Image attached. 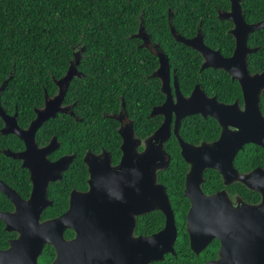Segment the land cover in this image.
I'll return each instance as SVG.
<instances>
[{"label":"trees","instance_id":"1","mask_svg":"<svg viewBox=\"0 0 264 264\" xmlns=\"http://www.w3.org/2000/svg\"><path fill=\"white\" fill-rule=\"evenodd\" d=\"M256 1L248 0L253 19L264 17V5L256 7ZM216 7L229 8V0H0V87L10 78L0 101L8 114L18 112L20 124L26 126L35 117V107L43 106L46 92L53 95L57 91L52 76L62 77L74 51H82L78 68L83 76L73 80L65 96L66 102L75 103L74 110L82 120L60 114L43 124L37 134L42 144L57 136L61 141L58 155L76 154L63 180L50 188L54 205L45 211V217L58 216L66 210L72 188L87 187V167L83 162L87 150L99 152L104 147L112 153L115 162L120 158L119 123L104 112L117 111L124 100L127 112L135 118L138 136L146 137L160 125L162 117H147L151 107L164 100V94L160 80L148 76L158 67V58L138 47L141 41L135 35L141 25L163 46L172 67L177 69L185 94L200 83L208 94L218 93L223 101L232 102L241 97L237 81L222 69L201 70L200 53L177 41L171 32V20L177 31L187 37L195 36L201 23L205 41L220 48L226 56L232 54L235 41L228 33L230 24L219 20ZM260 35L251 36L252 45H261L249 57L252 72L264 69V30ZM261 108L264 113V94ZM3 124L0 117V128ZM219 132L215 119L201 115L186 118L181 127L182 136L195 143L216 139ZM1 143L15 149L23 147L22 141L13 134H0ZM166 150L171 155V163L158 173V178L168 189L180 226L178 248L181 252L177 250V256H169L164 263L156 264H205L207 258L216 256V250L211 248L204 257L194 254L189 248L185 227L189 200L183 191L188 164L181 156L175 137L166 144ZM2 164H6L7 176L12 177L10 182L28 197L31 189L28 170L4 156ZM260 164H264V150L256 145L246 146L236 158V165L242 171ZM203 187L206 191L222 188L220 174L209 170ZM230 190L247 196L252 194L241 184ZM3 205L12 208L11 202L2 195L0 206ZM144 217L147 218L138 222V231L152 233L164 226L161 211ZM3 226L0 221V233H5Z\"/></svg>","mask_w":264,"mask_h":264},{"label":"water","instance_id":"2","mask_svg":"<svg viewBox=\"0 0 264 264\" xmlns=\"http://www.w3.org/2000/svg\"><path fill=\"white\" fill-rule=\"evenodd\" d=\"M221 17L235 23L230 31L236 39L231 57L208 46L201 29L195 37L187 38L176 30L171 20V32L177 41L203 55L202 69H223L240 82L244 91V109H240L238 101L226 104L219 102L217 96L209 97L200 85L185 97L176 83L177 101L174 102L170 61L166 54L159 53L160 67L154 76L162 79L167 101L155 107L152 115H164V123L147 139L141 152L138 146L142 142L135 137L133 125L122 129V157L116 166L111 164L110 153L104 152L101 157L88 152L84 160L90 172L89 190L73 191L69 210L48 221L40 222L43 210L53 205L47 197L48 185L62 177V171L69 167L74 155H65L50 164L47 155L59 148L60 143L55 136L48 145L39 147L36 133L49 118L68 111L62 106L63 99L76 72L71 66L58 81L67 86L61 87L55 97L49 100L46 93L44 107L37 109L36 118L26 129L18 124V112L8 114L0 101V117L4 121L0 132L16 134L26 144L24 151L14 153L8 150V154L24 161L23 167L30 170L33 181L31 196L27 200L11 187L2 186L16 210L9 214L0 212V217L6 220L8 231L19 230L21 235L11 241L8 249L0 250V264H39L38 256L46 242L54 245L57 251L53 264H67L73 256L77 257L74 264H148L163 260L166 253L174 252L178 238L176 218L167 188L157 179L158 170L170 164L171 158L164 144L171 136L174 114V131L179 138L181 153L190 163L185 195L191 203L187 228L192 250L199 254L213 238H219V257L207 264H264V170L256 168L242 174L234 166V159L244 144L255 143L264 147V114L260 106L264 71L253 74L248 65L249 55L257 51L248 45L249 34L263 27L264 22L245 25L240 0H231V11ZM141 30L142 27L137 36H142ZM9 79L1 85L0 96ZM192 114L216 118L223 128L220 138L200 145L186 142L180 136L179 128L182 119ZM208 168L218 170L227 185L239 180L259 190L263 195L262 202L250 205L239 200L242 203L234 207L225 191L206 194L202 184L204 171ZM154 210L165 215L164 228L149 236H134L136 217ZM120 212L125 216L124 225L106 219L108 216L120 217ZM116 224L124 227L125 236L116 232L113 228ZM67 228H73L77 233L71 241L64 237Z\"/></svg>","mask_w":264,"mask_h":264},{"label":"flooded vegetation","instance_id":"3","mask_svg":"<svg viewBox=\"0 0 264 264\" xmlns=\"http://www.w3.org/2000/svg\"><path fill=\"white\" fill-rule=\"evenodd\" d=\"M240 3H241V7H242V15H243V17H244V21H245V25H253V24H258V23H260V22H264V17H262V18H259V19H253V18H251V16H250V11L248 10V4H249V2H248V0H240ZM253 3H250V5H252ZM254 5L256 6V7H262V5H264V0H263V3H262V1L261 0H257L255 3H254ZM216 9H217V16H218V18H219V20H221V21H223V22H227L228 24H230V28L228 29V33L229 34H231L230 33V31L235 27V23L233 22V20H231V19H226V18H222L221 17V15L222 14H225V13H227V12H229V11H231V0H229V8H220V7H216ZM171 12V11H170ZM172 14V12L169 14V15H171ZM173 23V22H172ZM174 25V24H173ZM142 27V30H141V34H142V36H137V34L140 32V28ZM175 27V26H174ZM140 28L138 29V33H136V37L141 41L140 42V44L138 45V47H140V48H145V49H147L149 52H151L153 55H155L157 58H158V62H159V65H158V67L156 68V70H154V72L152 73V74H150V75H148V76H151V77H153V78H158L159 80H160V84H161V86H160V90H161V92L164 94V100L162 101V102H160V103H157V104H154L152 107H151V110H150V113L148 114V118H155V117H162V121H161V123H160V125L150 134V135H148V136H146V137H141V136H138L137 134H136V131H135V118L134 117H132V116H130V114L127 112V110H126V103H125V101L123 100V96L121 97L122 98V105H121V107L117 110V111H113V112H111V113H105L104 112V115L105 116H108V117H111V118H113L114 120H116L118 123H119V125H118V133H119V135H120V137H121V140H122V142H123V139H122V136H121V133H120V131L122 130V129H124V128H126V127H129V126H131V125H133V128H134V132H135V137L136 138H139L140 140H141V145H139L138 146V151H143L144 149H145V145H146V141H147V139L164 123V121H165V116L164 115H162V114H156V115H152V111H153V109L155 108V107H159V106H162L166 101H167V93L165 92V91H163V89H162V87H163V81H162V79L160 78V77H158V76H154V73H155V71H157L158 70V68L160 67V58H159V53H161V52H163L164 54H166L167 55V53L165 52V50H164V48H163V46L159 43V42H156V41H154L153 40V38H152V36L144 29V27L141 25L140 26ZM170 28H171V23H170ZM176 28V27H175ZM199 29H201V23L199 24V26H198V28H197V34H198V30ZM177 30V29H176ZM264 30V26L263 27H261V28H259L258 30H255V31H253V32H251L250 34H249V37H248V45H249V47H251V48H257V51L256 52H253V53H251L250 55H249V57L252 55V54H254V53H257L259 50H260V48H261V45L260 44H257V45H252V43L250 42L251 41V36L254 34V33H256L258 36H261L260 35V32H262ZM201 32H202V29H201ZM196 34V35H197ZM202 34L204 35V33L202 32ZM195 35V36H196ZM232 35V34H231ZM195 36H192V37H195ZM233 36V35H232ZM187 37V36H186ZM192 37H187V38H192ZM233 38H234V41H235V46H234V50H233V52H232V54H230V55H228V56H226V55H224L223 53H222V51H221V49L220 48H214L213 46H211V45H209L206 41H205V36H204V42L208 45V46H210L212 49H214V50H220L221 51V53H222V55H224V56H226V57H231L233 54H234V51H235V48H236V39H235V37L233 36ZM192 48V47H191ZM192 49H194V48H192ZM194 50H196V49H194ZM197 52H199L198 50H196ZM81 50H77L76 49V51H74V57L70 60V65H69V68L67 69V71L65 72V74L62 76V77H60V78H56L54 75L52 76L53 77V80H54V82H55V84H56V86H57V91L53 94V95H50V93L49 92H46L47 93V96H48V99L50 100L51 98H53V97H55L57 94H59V92H60V89H61V87L62 88H66V84L65 83H62V84H59L58 83V81L61 79V78H63L67 73H68V71L70 70V68H71V66L74 68V70H75V74H74V76H73V78L71 79V81L69 82V86H68V89L70 88V86H71V83L73 82V80L76 78V77H82L83 76V73L79 70V68H78V64H79V62H80V58H81ZM200 53V52H199ZM200 55L202 56V64H203V62H204V57H203V55L200 53ZM168 56V55H167ZM168 58H169V56H168ZM169 61H170V59H169ZM202 64H201V70H204V69H215V68H211V67H209V68H204V69H202ZM248 65H249V58H248ZM170 66H171V75H170V87H171V95H172V97H173V99H174V102H176L177 101V91H176V83L178 84V88L180 89V92L185 96V97H188V96H190L191 95V93H192V91L194 90V88H195V86L196 85H200V87H201V89L209 96V97H213V96H217V99H218V101L219 102H222V103H226V104H232V103H234V102H236V101H238L239 102V104H240V109H244V91H243V87L241 86V84H240V82L238 81V80H234L233 78H232V75L231 74H229L228 72V74L231 76V79L233 80V81H237L238 83H239V85H240V88H241V97H238V98H236L235 100H233L232 102H226V101H223V100H221L220 98H219V94L218 93H215V94H212V95H210V94H208L207 92H206V90L202 87V85L200 84V83H196L195 84V86H194V88L192 89V91L190 92V93H188V94H185L183 91H182V88H181V82H180V80H179V77H178V75H177V69L176 68H173L172 67V65H171V63H170ZM249 69H250V67H249ZM223 70V69H222ZM264 71V69L262 70V71H259V72H252L251 70H250V72L251 73H253V74H255V73H261V72H263ZM226 72V71H225ZM68 89H67V91H68ZM67 91H66V93H67ZM66 93H65V96H66ZM263 94H264V89H263V91H262V94H261V100H262V96H263ZM65 96H64V99H63V104H62V106L63 107H65V108H67L68 109V111L67 112H59L58 113V115H60V114H67V115H71V116H73L76 120H79V121H81L82 120V118H80L77 114H76V112H75V110H74V105H75V103H69V102H66L65 101ZM45 101H46V95H45V99H44V104H43V106H41V107H35V113H36V115H35V117L34 118H31L30 119V121L28 122V124L25 126V125H22V124H20V122H19V120H18V124L20 125V127L21 128H28L29 127V125L31 124V122L33 121V119H35L36 118V116H37V109H41V108H43L44 107V105H45ZM260 106H261V101H260ZM261 110H262V108H261ZM16 113V112H15ZM14 113V114H15ZM262 113H263V111H262ZM13 114V115H14ZM264 114V113H263ZM11 115V114H10ZM19 115V114H18ZM57 115V116H58ZM193 115H201V116H203L202 114H192V115H188V116H186V117H184L183 119H182V122H181V126H180V130H179V133H180V136L186 141V142H189V143H191V144H195V145H200L202 142H213V141H216V140H218L219 138H220V136H221V134H222V130H223V128H222V126L220 125V123L218 122V120L216 119V118H214L213 116H211V115H208L207 117H205V116H203L204 118H209V117H211V118H213V119H215L216 121H217V123H218V125H219V128H220V132H219V136H218V138H216V139H213V140H211V141H207V140H201L199 143H195V142H190V141H188V140H186L183 136H182V134H181V127H182V123H183V121L186 119V118H188V117H190V116H193ZM56 116V117H57ZM56 117H52V118H56ZM18 118V117H17ZM52 118H49L48 120H50V119H52ZM47 120V121H48ZM175 120H176V115L174 114L173 115V121H172V124H171V130H172V133H171V136L169 137V139L165 142V144H164V148L166 149V144L172 139V137H175V139L178 141V144H179V147H180V153H181V146H180V142H179V138H178V136L176 135V133H175V131H174V129H175ZM47 121H45V123L47 122ZM3 123H4V121H3ZM44 123V124H45ZM4 127V124H3V126L0 128V130L2 129ZM41 128V127H40ZM40 128L38 129V131L40 130ZM230 128L231 129H234V127H231L230 126ZM38 131H37V133H36V140H37V143H38V146L39 147H43V146H46V145H48L50 142H51V140L55 137V135L47 142V143H44V144H42L39 140H38V137H37V134H38ZM0 134H2V135H9V134H3V133H1L0 132ZM13 135H15V136H17L16 134H13ZM21 141H22V143H23V147H18L17 149H15V148H12L11 146H8V145H6L5 143H1L0 144V161H2V158H3V156H4V158H6V160L9 158V159H12V160H15V161H18L19 163H20V166L22 167V168H24V169H26V170H28V172H29V179H30V182H31V189H30V193H29V195H28V197H24L20 192H19V189L13 184V183H11L10 182V180L9 179H11L12 177H9V176H7V174H6V164L3 166V164H2V166H0V197L3 195L5 198H7L10 202H11V206H12V208H8L7 207V205H3L2 207L0 206V212L1 213H7V214H9V213H12V212H15V210H16V208H15V204L13 203V201L11 200V198H9L8 197V195H7V193H6V191L3 189V184L4 185H7V186H9V187H11L12 189H14L23 199H29L30 198V196H31V192H32V189H33V181L31 180V172H30V170L28 169V168H25V167H23V163H24V161L22 160V159H19V158H16V157H13V156H11V155H9L8 154V150H10L11 152H14V153H20V152H22V151H24L25 149H26V144H25V142L19 137V136H17ZM57 137V136H56ZM58 139V138H57ZM2 141H4L5 142V140H2ZM58 142L60 143V147H61V141L58 139ZM122 142H121V145H122ZM121 145H120V149H121ZM248 145H256V146H258L259 147V149L260 150H264V147L263 146H261V145H258V144H255V143H246V144H244L241 148H240V150H239V152L237 153V155H236V157H235V159H234V166H235V168L240 172V173H242V174H248V173H250V172H252V171H254L256 168H261V169H263L264 170V164H260V165H257V166H254L253 168H251V169H249V170H247V171H242V170H240L238 167H237V165H236V158L238 157V155L240 154V152L242 151V150H245V148H246V146H248ZM59 147V148H60ZM59 148H57V149H55V150H53V151H51L48 155H47V158H48V160L50 161V164H51V162H54V161H56V160H58V159H60L61 157H63V156H65V155H74V159H75V155L76 154H74V153H66V154H60V155H58L57 153H56V151L57 150H59ZM167 151V150H166ZM88 152H91V153H94V154H96V155H99V156H101V157H103V153L104 152H108V153H110V156H111V164H112V166H116V165H118L119 164V162H120V160H121V157H122V149H121V154H120V158L118 159V161L117 162H115L114 161V158H113V155H112V153L109 151V150H107L106 148H104V147H102L101 148V150L99 151V152H94V151H91V150H87L86 151V153H85V155H84V157H83V162H84V164L86 165V167H87V176H86V179H85V181H86V185H87V187L86 188H76V187H74V188H72V190L70 191V193H69V196H68V207L66 208V210L63 212V213H65V212H67L68 210H69V208H70V204H71V194H72V192L73 191H77V192H87L88 190H89V188H90V186H89V183H88V180H89V178H90V172H89V169H88V165L86 164V162H85V156H86V154L88 153ZM168 152V151H167ZM168 154L170 155V153L168 152ZM181 156H182V153H181ZM170 158H171V155H170ZM182 158H183V160L186 162V160L184 159V157L182 156ZM74 162V160L72 161V163ZM72 163L69 165V167L72 165ZM170 163H171V160H170ZM187 164H188V170H187V172H186V174H185V186H184V191H183V195L185 196V197H187L186 195H185V187H186V177H187V174H188V172H189V170H190V163H188V162H186ZM170 165V164H169ZM169 165H168V167H169ZM69 167L66 169V170H64V171H62V177L60 178V179H58V180H54V181H50V183H49V185H48V188H47V197H48V199L49 200H52L53 201V205H54V200L52 199V198H50V195H49V191H50V188L52 187V185L53 184H55L56 182H59V181H62L63 180V178H64V174L69 170ZM168 167H166V168H163V169H159L158 170V173L161 171V170H164V169H167ZM209 170H215V171H217L219 174H220V172L218 171V170H216V169H212V168H208V169H206L205 171H204V178H205V180H204V183L202 184V189H203V191L206 193V194H208V195H214V194H217V193H219V192H222V191H225L226 193H227V196L230 198V200L232 201V204H233V206L234 207H237L239 204H241L242 202H244V203H247V204H250V205H258V204H260L261 202H262V200H263V195H262V193L259 191V190H256V189H252V188H250L247 184H245L244 182H242V181H239V180H235V181H233L231 184H225V180H224V178H223V176L220 174V176H221V178H222V181H223V187L222 188H220V189H218V190H212V191H206L205 189H204V184H205V182H206V173L209 171ZM47 176V175H46ZM157 179H158V182L159 183H161L160 181H159V178L157 177ZM163 184V183H162ZM237 184H241V185H243L244 187H246L248 190H250L251 192H252V194H250V196H247L246 194H241V192H234L233 190H230V187H233V186H235V185H237ZM164 185V184H163ZM165 186V185H164ZM167 188V187H166ZM167 192H168V189H167ZM188 198V197H187ZM188 200H189V198H188ZM239 200H241L242 202H239ZM5 201V200H4ZM171 201V200H170ZM172 203V202H171ZM52 205V206H53ZM49 207H51V206H48L46 209H44L43 210V213H42V215H41V219H40V222H45V221H48V220H50V219H52V218H55V217H58V216H60V215H62L63 213H61L60 215H58V216H53V217H45L44 216V213H45V211L49 208ZM172 207H173V205H172ZM190 207H191V203H190V200H189V208H188V210H187V216H186V220H185V227H186V230H187V233H188V228H187V220H188V213H189V209H190ZM174 210V209H173ZM155 211H160V210H154V211H150V212H146V213H143V214H141V215H138L137 217H136V226H135V228H134V230H133V235L134 236H141V235H144V236H149V235H151V234H153V233H156V232H158V231H160V230H162L163 228H164V226H165V223H164V226L160 229V230H157V231H154V232H152V233H147V232H144V231H138L137 229H138V222L140 221V220H145L147 217H144V216H146V215H148V214H150V213H152V212H155ZM162 212V211H161ZM163 213V212H162ZM123 213L122 212H120V217H118V215L117 216H108V217H106V219L107 220H110V221H114V222H121L122 223V225H124L125 224V216L124 215H122ZM174 214H175V211H174ZM164 217H165V215H164ZM175 218H176V214H175ZM0 221H2L3 222V231L5 232V233H0V240H2L1 242H0V250H6V249H8L10 246H11V241L12 240H15V239H18L19 237H20V235H21V232L19 231V230H12V231H8L6 228H7V222H6V220H4L3 218H1L0 217ZM165 222H166V217H165ZM176 224H177V227H178V238H177V241H176V243H175V246H174V252H168V253H166L165 254V256H164V259L163 260H156V261H151V262H149L148 264H156V263H164L165 261H166V259H167V257H169V256H177L178 255V252H177V250H179V248H178V243H179V238H180V226H178V223H177V218H176ZM122 225H118V224H116V225H114L113 226V228L116 230V232L117 233H120L121 235H123V236H125L126 235V233H125V231H124V227L122 226ZM129 228V227H128ZM118 230H120L121 232H119ZM7 232V233H6ZM123 232H124V234H123ZM76 236H77V233H76V231L73 229V228H67L66 230H65V232H64V237H65V240L66 241H71V240H73L74 238H76ZM2 244H3V246H2ZM188 244H189V248L191 249V251L194 253V254H196L197 256H203L204 257V253H208L209 252V250L211 249V248H214L215 250H216V256H213V257H210V258H207L206 260H205V264H207V262L208 261H211V260H215V259H217L218 257H219V251H220V248H221V240L219 239V238H213L212 239V241L207 245V247L206 248H204L199 254L198 253H196L195 251H193L192 250V248H191V243H190V236H189V233H188ZM180 251V250H179ZM181 252V251H180ZM56 258H57V251H56V248L54 247V245H52L51 243L49 244L48 242H46L45 243V245H44V247H43V249H42V251H41V253L39 254V256H38V263L39 264H53L54 262H55V260H56ZM77 259V257L75 256H73V258L72 259H70L69 260V263L67 262V264H74V262H75V260ZM26 261H27V259H26Z\"/></svg>","mask_w":264,"mask_h":264}]
</instances>
